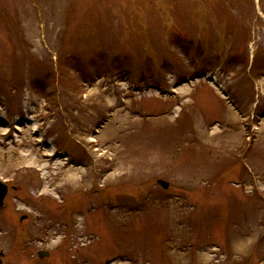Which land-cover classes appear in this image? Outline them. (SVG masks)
Here are the masks:
<instances>
[{"label":"rangeland","instance_id":"rangeland-1","mask_svg":"<svg viewBox=\"0 0 264 264\" xmlns=\"http://www.w3.org/2000/svg\"><path fill=\"white\" fill-rule=\"evenodd\" d=\"M0 181L2 264H264V0H0Z\"/></svg>","mask_w":264,"mask_h":264},{"label":"water","instance_id":"water-1","mask_svg":"<svg viewBox=\"0 0 264 264\" xmlns=\"http://www.w3.org/2000/svg\"><path fill=\"white\" fill-rule=\"evenodd\" d=\"M157 184L160 185L164 189L167 188V186H168V184L166 182H163L161 180L157 181ZM5 193H6V187L0 183V206L2 204V200H3ZM46 255H47V253H45V252H39L38 253L39 258H43ZM0 264H1V260H0Z\"/></svg>","mask_w":264,"mask_h":264},{"label":"bare ground","instance_id":"bare-ground-1","mask_svg":"<svg viewBox=\"0 0 264 264\" xmlns=\"http://www.w3.org/2000/svg\"><path fill=\"white\" fill-rule=\"evenodd\" d=\"M70 177V176H69ZM68 177V179L70 180V178ZM208 258V257H207ZM202 260H203V256H202ZM208 260H209V258H208ZM205 263V262H204Z\"/></svg>","mask_w":264,"mask_h":264}]
</instances>
